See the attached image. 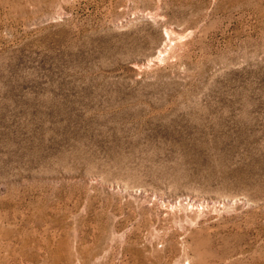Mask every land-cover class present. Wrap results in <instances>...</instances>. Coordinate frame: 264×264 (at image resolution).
<instances>
[{
    "label": "rangeland",
    "instance_id": "374dc122",
    "mask_svg": "<svg viewBox=\"0 0 264 264\" xmlns=\"http://www.w3.org/2000/svg\"><path fill=\"white\" fill-rule=\"evenodd\" d=\"M0 264H264V0H0Z\"/></svg>",
    "mask_w": 264,
    "mask_h": 264
}]
</instances>
